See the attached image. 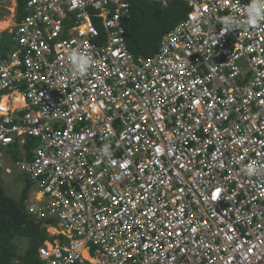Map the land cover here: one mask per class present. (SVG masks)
Instances as JSON below:
<instances>
[{
  "label": "built area",
  "instance_id": "2783aa9c",
  "mask_svg": "<svg viewBox=\"0 0 264 264\" xmlns=\"http://www.w3.org/2000/svg\"><path fill=\"white\" fill-rule=\"evenodd\" d=\"M184 1L145 57L129 0H27L0 57V147L56 237L44 264H264V20L247 24L252 0Z\"/></svg>",
  "mask_w": 264,
  "mask_h": 264
},
{
  "label": "trees",
  "instance_id": "16d2710c",
  "mask_svg": "<svg viewBox=\"0 0 264 264\" xmlns=\"http://www.w3.org/2000/svg\"><path fill=\"white\" fill-rule=\"evenodd\" d=\"M129 1L132 16L125 21L124 26L128 47L137 56H153L162 37L186 19L190 11L189 5L183 0H175L165 5L150 0ZM26 6L27 0H17L19 21L27 14ZM9 150L14 152L13 159L17 161V152L11 148ZM31 196L32 185L27 177L22 194L16 199L7 194L0 175V264H44L39 257V248L47 240L56 238L41 223L29 216L27 205ZM19 238L29 241L22 254L19 253L17 243Z\"/></svg>",
  "mask_w": 264,
  "mask_h": 264
},
{
  "label": "rangeland",
  "instance_id": "374dc122",
  "mask_svg": "<svg viewBox=\"0 0 264 264\" xmlns=\"http://www.w3.org/2000/svg\"><path fill=\"white\" fill-rule=\"evenodd\" d=\"M12 4V0H6L4 3H1L0 0V5L4 6V8L0 6V16H2L3 10H7V7L11 6ZM5 42L9 46L11 45V43H14L13 39H10V36H7V40H5ZM13 155L14 152L12 150H9L8 148L2 149V152L0 153V175L7 194L12 196L13 198L19 199L26 184V177L12 158ZM7 168L11 169V173H8L6 171ZM17 243L19 245V253H24L25 249L29 245L28 239L19 238L17 240Z\"/></svg>",
  "mask_w": 264,
  "mask_h": 264
},
{
  "label": "clouds",
  "instance_id": "9594fccd",
  "mask_svg": "<svg viewBox=\"0 0 264 264\" xmlns=\"http://www.w3.org/2000/svg\"><path fill=\"white\" fill-rule=\"evenodd\" d=\"M246 15L248 17L247 24L249 26H255L259 21L264 20V0H252L246 9ZM225 23L227 25H231L233 23L232 18H225ZM69 59L74 65L76 75H81L86 72L89 63H91V57L84 56L77 51H73L70 54ZM102 151L105 153V155L108 154L107 148L103 149ZM246 171L248 175H252L254 168L249 166Z\"/></svg>",
  "mask_w": 264,
  "mask_h": 264
},
{
  "label": "crops",
  "instance_id": "0c3cea01",
  "mask_svg": "<svg viewBox=\"0 0 264 264\" xmlns=\"http://www.w3.org/2000/svg\"><path fill=\"white\" fill-rule=\"evenodd\" d=\"M6 0H1V3H4ZM184 1V0H183ZM13 4L8 9H4L2 16H0V57L6 54L8 51L12 50L14 48V43L9 46L5 40H7V36H10V39L12 40V31L15 29L16 24L18 23L17 19V0H12ZM152 2V1H151ZM131 3V2H130ZM156 3V2H155ZM171 3V2H170ZM159 4V3H158ZM165 5V4H163ZM4 8L3 5H0ZM6 8V6H5ZM132 10V9H131ZM132 16V15H131ZM129 19V18H128ZM11 21V22H10ZM2 24V25H1ZM6 26V27H5ZM177 26V25H176ZM4 27V28H3ZM12 42V41H11ZM161 42V41H160ZM160 45V44H159ZM14 149L17 152L18 160H19V152L15 147H8V149ZM1 147V152H2ZM0 152V153H1ZM14 156V155H13ZM13 158V157H12ZM17 160V161H18ZM16 163L17 161L14 160ZM10 169V168H7ZM6 169V171H7ZM11 170V169H10ZM8 172V171H7ZM11 173V172H8ZM25 175V174H24ZM26 177V176H25Z\"/></svg>",
  "mask_w": 264,
  "mask_h": 264
},
{
  "label": "bare ground",
  "instance_id": "6f19581e",
  "mask_svg": "<svg viewBox=\"0 0 264 264\" xmlns=\"http://www.w3.org/2000/svg\"><path fill=\"white\" fill-rule=\"evenodd\" d=\"M11 22V21H10ZM2 25V24H1ZM6 27V26H5ZM4 28V27H3Z\"/></svg>",
  "mask_w": 264,
  "mask_h": 264
},
{
  "label": "snow or ice",
  "instance_id": "6c2138e0",
  "mask_svg": "<svg viewBox=\"0 0 264 264\" xmlns=\"http://www.w3.org/2000/svg\"><path fill=\"white\" fill-rule=\"evenodd\" d=\"M217 191H219V190H217Z\"/></svg>",
  "mask_w": 264,
  "mask_h": 264
}]
</instances>
